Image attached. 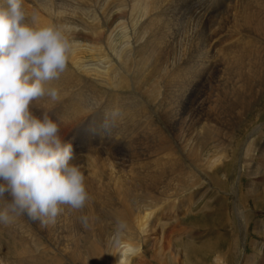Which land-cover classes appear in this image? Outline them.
Listing matches in <instances>:
<instances>
[{"label":"bare ground","instance_id":"1","mask_svg":"<svg viewBox=\"0 0 264 264\" xmlns=\"http://www.w3.org/2000/svg\"><path fill=\"white\" fill-rule=\"evenodd\" d=\"M203 1L193 0L192 3L200 12L191 9L187 0H23L22 3L26 16L30 21L34 18L36 27L60 28L69 43L75 39V31L85 32L87 45L70 43L66 70L50 84L59 90L60 100L54 103L45 97L30 106L34 110L38 105V112L47 111L48 116L59 123L63 142L72 143L70 137L77 139L80 147H76L86 156L81 160L72 159L70 163L77 164L85 176L88 201L96 200L102 208L108 207L104 213L106 217L100 216L98 222L102 218L103 222H122L125 231L121 235L127 238L143 241L138 229L149 217L150 210L165 208L173 201L168 189L171 180L180 174L182 164L197 165L199 171L200 166H208L215 153L220 155L225 151L226 137L217 126L218 119H211L207 125L201 126L203 135L212 138L197 134L194 118L200 115L197 111L203 110L201 104L192 110L188 119L180 122L178 131L172 130L180 108L183 110V104L192 97L189 87L198 86L192 85L191 81L199 83L201 75H209L203 71L204 66L212 63L220 47L218 41L225 32L235 34L237 41L233 47L238 51L229 50L233 63L228 67L235 71L232 73L235 91L224 93L227 106L224 110L243 109L250 105L252 98L245 101V97L256 95L257 82L264 74L262 60L254 61L253 70L248 71L246 77L240 71L243 59L258 55L251 52L256 49L251 44L254 39L264 44V7L252 9V4L258 0H239L246 4L238 3V0H221L215 11L211 8L209 11L210 6L207 10ZM115 14L120 15L118 29L124 31L121 42L115 39L116 29L110 30ZM156 14H160L161 22L167 18L177 29L170 32L169 28L157 29L161 22L158 24L153 19ZM126 16H131L132 20L127 22ZM186 29L190 35L186 43L181 44V39L187 36ZM174 48L179 49L175 52ZM207 72L217 78L220 71L209 69ZM149 73L155 75L153 82L157 79L161 84L159 108L172 121L171 127L167 126L168 132L173 131L171 137H167V130L158 131L151 126L152 116L147 112V105L152 102L151 90H139L134 85V81L143 79L149 87L152 84L146 78ZM130 90L136 94L126 93ZM98 109H105L108 114L103 122L107 127L104 132H101V126L93 125L97 120L95 114L87 119ZM154 134L158 140L154 143L157 151L148 153L151 158L144 165L142 143L145 144ZM92 140L98 145L93 149L88 145ZM102 152L110 156L94 155ZM178 157L184 158L180 165L175 162ZM120 166L128 169L116 171ZM250 174L256 175L254 171ZM212 181L218 182L216 179ZM72 218L64 214L65 220ZM133 225L136 230L131 234ZM85 247L88 252L94 251L98 248L97 241L93 244L87 241ZM122 259L123 254L119 256V260ZM142 259L138 260L139 264L143 263ZM216 259L220 264V259ZM96 264L100 261L96 260Z\"/></svg>","mask_w":264,"mask_h":264},{"label":"rangeland","instance_id":"2","mask_svg":"<svg viewBox=\"0 0 264 264\" xmlns=\"http://www.w3.org/2000/svg\"><path fill=\"white\" fill-rule=\"evenodd\" d=\"M213 1L215 2V0H204L203 6L207 10L209 6V9H212V6L214 4L217 6L221 0L215 3ZM187 2L190 8L195 10L192 5L193 0ZM238 3L246 4L239 0ZM261 6L264 7V0L253 3L252 9L257 10ZM211 9L209 11H212ZM113 18L115 21L110 30L116 29L115 39L121 42V34L124 31L117 26L120 25V15L115 14ZM153 19L159 24L160 14L153 16ZM125 20L130 22L132 17L126 16ZM169 21L164 18L157 29L169 28L168 32L177 29V26L170 25ZM201 22L204 24L205 19L202 18ZM132 29L134 28L131 27ZM84 33L80 29L75 31V39L70 43L86 46L88 42ZM225 33L218 41L220 47L212 63L204 66L203 71L210 76L201 75L199 83L197 80L191 81L192 85L198 84V86L189 87L192 97L183 104V110L180 108L179 116L173 124L159 108L161 84L157 79L153 82L155 75L152 73L147 75V81L152 82L149 87L143 79L134 81V85L139 90L146 88L151 90L152 102L151 105H147V112L152 116L151 126L158 131L167 130V137H171L173 133V131L168 132L167 126L171 127L172 124V128H175L172 130L178 131L180 122L188 119L193 113L192 110L199 104L203 106V110L197 111L196 113L200 115L194 118L197 134L212 138L203 135L201 126L207 125L209 120L216 118L217 126L226 137L225 151L220 155L215 153L208 166H200V170L197 171V165L192 166L188 162L182 164L180 174L176 179L171 180L168 189L173 201L165 208L151 209L149 217L138 229L143 241L122 236L125 231L124 226L118 229L117 224L101 221L106 217L104 213L107 212L108 207L102 208L100 202L90 200L82 210L61 206L62 211L55 223L44 226L39 221L32 222L26 217H17L15 219L18 220L14 219L8 225L0 224V264H96V260H99L100 264L103 262L130 264V261L131 264H139L138 260L142 259V256V264H217L216 258L220 259V264L264 263V80H262L264 74L260 82H257L256 95L249 94L245 97V101L252 98L250 105L243 109L229 108L227 112L224 110L227 108L223 99L224 93L235 91L232 76L235 71L228 67L233 63L229 57V50L238 51L233 47L237 41L235 34ZM189 35L186 29V38L181 39V44L186 43ZM251 44L256 47L251 52L255 51L258 55L256 57L250 55L242 60L240 71L244 77L248 71L253 70L254 61L262 60L264 63V44L257 39ZM178 49L174 48L175 52ZM209 69L220 71L219 77H212L211 73L207 72ZM126 93L136 94L132 90ZM38 108L36 105L34 110L30 108L33 112L30 111L33 115L41 117L43 112H38ZM104 110L98 109L87 117L89 119L95 114L97 120L93 125L101 126V132L107 130V127L103 126V122L108 118L107 111ZM251 139L254 141L250 142ZM157 141L155 134L149 136L145 144L143 141L141 159L144 160V165L151 158L149 154L157 151L154 144ZM64 142L70 143L66 140ZM247 142L248 146H246ZM71 144L73 155L75 154L73 159L81 160L86 156L76 144ZM88 145L91 149L98 146L94 140ZM97 154L103 158L110 156L104 152L101 153L102 155L100 153L94 155ZM183 160L184 158L178 157L175 162L180 165ZM120 167L116 171L122 172L128 169V167ZM251 171L256 175L252 176ZM166 178L169 180V176ZM64 214L73 218L65 220ZM81 216L87 217V227L81 223ZM100 216L103 218L98 222ZM102 227L104 230H101ZM135 230V225L130 227L131 234ZM87 241L91 244L97 241L98 248L88 252L85 247ZM122 254L123 259L120 261L119 256Z\"/></svg>","mask_w":264,"mask_h":264},{"label":"clouds","instance_id":"3","mask_svg":"<svg viewBox=\"0 0 264 264\" xmlns=\"http://www.w3.org/2000/svg\"><path fill=\"white\" fill-rule=\"evenodd\" d=\"M22 3L0 0V224L26 217L44 226L55 223L61 206L82 210L89 194L59 123L47 111H30L34 101L60 100L50 84L66 70L69 40L55 26L36 27ZM80 220L88 226L87 217Z\"/></svg>","mask_w":264,"mask_h":264}]
</instances>
